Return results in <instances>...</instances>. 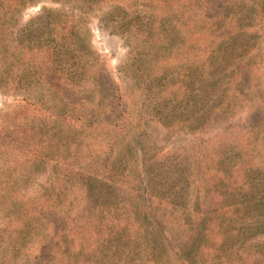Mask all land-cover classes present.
<instances>
[{
  "label": "rangeland",
  "instance_id": "1",
  "mask_svg": "<svg viewBox=\"0 0 264 264\" xmlns=\"http://www.w3.org/2000/svg\"><path fill=\"white\" fill-rule=\"evenodd\" d=\"M131 2L143 28L156 22L154 36L163 65L156 76L159 82L152 88L134 85L142 82L136 69L142 50H134L124 26L130 18L115 4L46 0L21 15L23 24L43 13L70 15L74 40L92 53L93 67L109 77L105 95L109 99L123 96L125 104L133 103V115L141 117L140 129L128 137L126 150L110 151L103 146L102 153L110 165L121 166V173L128 165L133 168L138 181L132 185L133 192L104 177L90 183L103 200L99 219L111 213L117 234L99 229L89 237L82 233L83 221L78 237L73 231L56 238L49 227L15 231L13 217L0 212V264L182 262L199 219L218 215L215 206L205 204L213 196L209 187L218 189L231 212L229 221L218 223L219 232L213 230L214 241L209 243L217 241V249L219 239L224 240L227 260L242 248L244 255L236 257L240 264H264V0ZM156 4L158 19L153 18ZM57 53V60L70 73L78 71V65L91 66L85 50L81 60L75 51L71 59L62 50ZM209 74L213 75L210 82ZM201 81L209 84L203 86ZM86 83L81 81L83 88ZM96 92L85 89L91 106L97 104ZM129 95H136L137 102L135 98L129 101ZM19 101L18 96L0 91V126L8 123L3 116ZM54 102L58 101L49 102L44 110L48 115L56 112ZM103 113L96 115H108ZM37 123L31 126L34 130L53 132L52 125ZM74 149L75 144L70 151ZM45 163L37 174L27 170L15 176L22 185L17 194L39 197L51 190L55 164ZM108 173L109 178L113 176L111 170ZM93 200V195H71L61 211L89 219L93 207L100 204ZM142 202L153 218L146 223L149 234L145 238L138 237L136 224ZM157 225L165 238L153 244L152 227ZM228 239L231 242L225 243ZM216 259L215 264H224L221 257Z\"/></svg>",
  "mask_w": 264,
  "mask_h": 264
},
{
  "label": "trees",
  "instance_id": "2",
  "mask_svg": "<svg viewBox=\"0 0 264 264\" xmlns=\"http://www.w3.org/2000/svg\"><path fill=\"white\" fill-rule=\"evenodd\" d=\"M42 1L46 0H0V91L20 98L16 108L3 116L8 119V123L0 126V212L13 217L15 231L49 227L56 238L60 235L68 237L73 231L72 235L78 237L83 221V234L90 237L99 229L107 234V230L115 229L113 224H116V221L114 223L109 212L105 213V219H99L103 200L90 183L104 177L113 185L124 186L133 192L132 185L138 181L137 172L128 165L121 173V166L110 165L111 163L106 161L102 148L104 146L110 151L126 150L128 137L133 131L140 129L141 117L133 115V103L125 104L123 96H112L109 99L108 95H105L106 88L109 90V77L105 72L103 74L102 70L94 68L92 53L74 40V26L71 25L70 15L61 12L43 13L23 24L21 15L29 7ZM52 1L69 4L84 0ZM93 2L98 5L115 4L123 13L128 14L130 21L124 25L125 33L133 40L134 50H142L136 58V69H139L137 75L142 82L141 85H134L139 87L143 84L152 88L153 84L159 82L156 76L163 65L154 36L156 22L153 21L151 26L143 28L136 17L131 0ZM153 10V18L158 19L157 4ZM36 23L44 26L39 27ZM58 50H62V54L68 59H71L74 51L78 52L80 60L83 59L81 52L85 50L87 62L91 66L85 69L78 65L79 70L70 73L57 60ZM209 69L211 70V67ZM209 76L208 81H212L213 75ZM81 81L87 82L85 88L82 87ZM101 81L104 82L103 85ZM208 81H201V85L209 84ZM85 89L86 93L96 89L97 104H88L84 95ZM142 91L150 95L147 89ZM136 95H129V101L135 98L137 102ZM55 100L58 101L57 104L54 102L56 112L48 115L49 111L44 110L49 102ZM103 112L108 115H96ZM41 122L52 125L53 132L46 129L34 130L31 127ZM102 134L104 141L101 140ZM74 144L75 149L72 152L70 149ZM45 162L55 164V179L51 190L39 197L26 198L17 194L22 185H19L15 176L27 170L33 175L37 174L40 166L47 164ZM110 170L113 176L109 178ZM80 193L93 195V204L100 201L98 206L93 207L94 211L89 219L76 216L73 212L67 215L61 211L63 203L71 195ZM208 193L213 196H210L205 204L211 208L215 206L218 215L202 216L199 219L193 244L183 257L184 260H177L175 264H215L219 261L216 256L221 257L224 264H240L236 257L244 255L242 248L235 250V255L227 260V256L223 254L224 240L219 239L221 243L217 249V241L214 245L209 243L214 241L213 230L216 228V232H219L218 223L221 219L229 221L231 212L229 202L224 200L221 193L219 195L217 188L209 187ZM151 220L153 221L152 213L142 202L136 221L139 238H145L149 234L146 223ZM152 229L156 237L153 244L155 241L164 240L165 232L161 230L160 225ZM118 232L119 230L113 231L116 234ZM227 242L231 241L228 239L225 243Z\"/></svg>",
  "mask_w": 264,
  "mask_h": 264
}]
</instances>
